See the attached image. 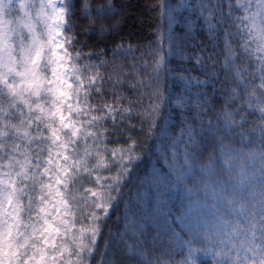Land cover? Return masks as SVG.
<instances>
[{
    "label": "snow or ice",
    "instance_id": "snow-or-ice-1",
    "mask_svg": "<svg viewBox=\"0 0 264 264\" xmlns=\"http://www.w3.org/2000/svg\"><path fill=\"white\" fill-rule=\"evenodd\" d=\"M113 8V0L95 7L92 0H0V264H107L98 244L104 221L139 159L130 133L127 147L108 148L109 137L135 129L134 117L153 135L166 99L192 113L172 143L177 182L196 170L205 121L227 168V179H213L214 155L199 166L203 207L195 222L179 225L191 239L180 240L165 221L168 231L181 245L203 235L200 250L214 264H264V0H177L174 7L160 0L170 28L183 22L184 39L203 28L208 44L185 55L184 40L169 33L139 58L132 45H117L110 62L103 50L76 47L73 15L80 9L95 24ZM110 28L99 25L101 32ZM126 53H133L131 62L116 63ZM172 54L194 61L205 77L184 69L174 99L161 88ZM206 85L219 86L222 96L212 117ZM257 130L258 151L237 156L226 143L235 137L251 143ZM101 168L115 175L95 178L104 181L101 192L85 188ZM125 247L136 264H189L172 259L171 251L164 261L138 244Z\"/></svg>",
    "mask_w": 264,
    "mask_h": 264
},
{
    "label": "trees",
    "instance_id": "trees-1",
    "mask_svg": "<svg viewBox=\"0 0 264 264\" xmlns=\"http://www.w3.org/2000/svg\"><path fill=\"white\" fill-rule=\"evenodd\" d=\"M77 0H73L76 3ZM160 0H113L114 8L111 13L101 16L95 24L77 9L73 15V31L76 34L77 48H81L85 53L104 51L107 53L105 59L111 62L113 52L117 45H124L127 49L132 45L135 57L139 58L141 53L146 52L151 47H157L161 36L167 37L169 33L179 36L184 40L186 48L185 55L193 51H199L201 47L208 44L207 33L203 28H196L192 32V37L184 39V33L180 29L184 28L180 22L179 28L175 23L169 27V22L165 16H161L158 8ZM177 0H166L170 7H174ZM105 3V0H92V6ZM94 15V13H93ZM186 15V14H185ZM111 26L110 30L101 32L99 25ZM95 29V30H93ZM72 35V33H69ZM138 49V50H137ZM123 51V50H121ZM169 51L167 43L164 44V52ZM126 57L117 54L116 63H130L133 53H126ZM93 62L96 57L91 58ZM144 59H150L144 57ZM170 71L162 77L161 88L166 97L174 99L175 95L182 91L180 82L176 76L184 69L191 70L193 76L205 77L195 69L194 61L181 60L179 56L172 54L167 57ZM111 71V66L108 68ZM101 71H104L102 68ZM205 91L209 95V106L211 111L208 117H212L220 108L222 96L219 86L215 89L211 85H206ZM195 90V89H194ZM127 89L125 92L127 94ZM111 100L112 97L106 96ZM145 105L148 97H144ZM258 115V114H257ZM190 111L181 112L174 103L168 99L161 105L160 115L157 119L158 127L153 135H146L142 131L138 122L139 118L134 117L135 129H123L124 135L109 137L108 148L116 149L127 147V134L130 133L133 139L137 140V155L139 159L131 166V174L121 185V194L114 202L113 207L108 210V218L104 221L102 239L98 241L101 249L107 253V264H136V260L130 259L131 252L125 245L138 244L148 252L160 253V259L168 261L166 253L171 251L172 259L176 261L187 258L189 264H214L212 255L205 254L200 249L205 246L203 235L193 240L191 245H181L176 242V238L171 236L167 225L179 234L180 240L191 239V233L187 230L181 232L179 225L196 221L198 213L204 203L203 192L201 190V173L199 166L208 163L209 155H214L213 161L215 175L213 179H227V168L225 157L221 154L219 147L213 137L207 134V122L205 121V131L201 133L202 142L195 146L196 170L192 175L185 176L177 182L176 172L172 166V143L179 135V131L186 120L191 121ZM251 120V117L249 118ZM199 130V126H197ZM259 131L254 134L252 142L248 139L243 141L239 137L233 138L228 143L231 151L237 156L248 151H258L260 148ZM105 161L111 163L110 153L104 154ZM182 159V155L180 157ZM237 161L234 160L235 164ZM95 160L89 161L91 167ZM258 166V165H257ZM115 175V169L109 172L103 168L93 171L92 180H85L84 187L93 191L101 192L100 184L94 182L97 176L107 177ZM190 190V191H189ZM115 194V193H114ZM99 211V210H97ZM134 221L136 228L128 227ZM167 221V225L165 224ZM104 240L109 241V246L104 248ZM171 245V248H170ZM193 249V255H188V249ZM182 254V255H181ZM139 259V258H137Z\"/></svg>",
    "mask_w": 264,
    "mask_h": 264
},
{
    "label": "rangeland",
    "instance_id": "rangeland-1",
    "mask_svg": "<svg viewBox=\"0 0 264 264\" xmlns=\"http://www.w3.org/2000/svg\"><path fill=\"white\" fill-rule=\"evenodd\" d=\"M112 207H113V206H112ZM112 207H111V208H112ZM111 208H110V209H111Z\"/></svg>",
    "mask_w": 264,
    "mask_h": 264
}]
</instances>
